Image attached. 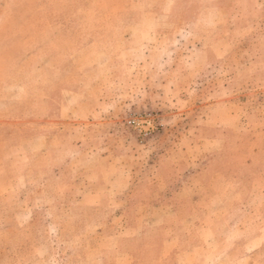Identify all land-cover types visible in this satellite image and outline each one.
Masks as SVG:
<instances>
[{"label":"rangeland","instance_id":"obj_1","mask_svg":"<svg viewBox=\"0 0 264 264\" xmlns=\"http://www.w3.org/2000/svg\"><path fill=\"white\" fill-rule=\"evenodd\" d=\"M166 158L223 176L221 219L249 175L182 264H264V0H0V264H103Z\"/></svg>","mask_w":264,"mask_h":264},{"label":"crops","instance_id":"obj_2","mask_svg":"<svg viewBox=\"0 0 264 264\" xmlns=\"http://www.w3.org/2000/svg\"><path fill=\"white\" fill-rule=\"evenodd\" d=\"M32 136L43 139L46 133L38 132ZM212 140H217V137ZM216 149L218 148H212L213 151H217ZM168 160L166 158L158 162L159 171L162 173L159 179L163 181V186L151 182L146 175L132 180V198L126 208V225L123 227L125 234H106L102 239L99 260L103 264H182L187 261L194 263L198 261L197 255H201L204 248L201 236L197 233L198 226L205 221L211 223L213 228L221 229L222 225L226 228L230 227L233 217L246 216L245 202L249 192L241 178L249 177L243 172L248 170L238 171L239 166H234L235 170L227 177L230 182L229 198L234 201H228L227 213L230 211V215L226 220L220 218L222 213L226 212L225 203L214 201L218 192L203 193L201 188L197 187V183L202 187L208 186L210 182L215 184L223 176L220 175L218 180L216 175L205 173L203 167L207 164L200 169L189 170L191 162H188V159L175 170L171 162H166ZM99 182L102 183V178ZM219 197L218 195V199ZM210 214L213 215L211 219ZM108 221L109 219H105L106 224H109ZM240 230L242 229L239 228L238 231ZM195 239H198V242H194ZM110 241L114 243L112 248H109ZM236 241L242 242V239Z\"/></svg>","mask_w":264,"mask_h":264}]
</instances>
